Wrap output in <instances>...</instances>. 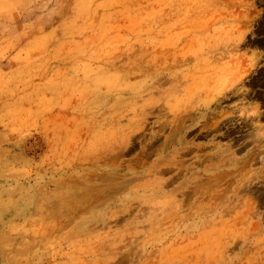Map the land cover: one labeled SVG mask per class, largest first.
<instances>
[{"label": "rangeland", "instance_id": "rangeland-1", "mask_svg": "<svg viewBox=\"0 0 264 264\" xmlns=\"http://www.w3.org/2000/svg\"><path fill=\"white\" fill-rule=\"evenodd\" d=\"M0 264H264V0H0Z\"/></svg>", "mask_w": 264, "mask_h": 264}]
</instances>
